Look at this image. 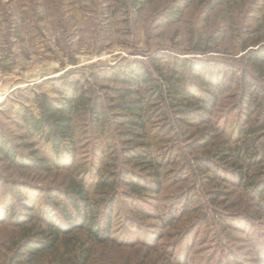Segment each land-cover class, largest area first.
Returning <instances> with one entry per match:
<instances>
[{"label":"trees","instance_id":"trees-1","mask_svg":"<svg viewBox=\"0 0 264 264\" xmlns=\"http://www.w3.org/2000/svg\"><path fill=\"white\" fill-rule=\"evenodd\" d=\"M158 14L155 27L184 23L191 56L101 67L15 108L29 151L1 137V153L65 174L39 212L1 209L22 224L5 264H264V0Z\"/></svg>","mask_w":264,"mask_h":264},{"label":"rangeland","instance_id":"rangeland-1","mask_svg":"<svg viewBox=\"0 0 264 264\" xmlns=\"http://www.w3.org/2000/svg\"><path fill=\"white\" fill-rule=\"evenodd\" d=\"M121 1L0 0V138L10 148L22 154L29 151L23 146L29 139L23 137L14 110L20 103L28 104L32 91L57 96L51 88L63 80L69 82L79 74L132 59L147 62L156 52L192 55L184 23L155 27L167 0H153L138 13L130 5L124 8ZM195 10L189 9L186 18ZM215 13L211 24L204 27L207 31L216 21ZM203 22L198 21V26H204ZM64 174L63 170L19 166L0 151V264H5L7 247L22 226L4 219L1 209L39 212L44 203L56 201L48 188L60 185ZM123 253L113 248L96 250L107 263L110 259L120 261Z\"/></svg>","mask_w":264,"mask_h":264}]
</instances>
